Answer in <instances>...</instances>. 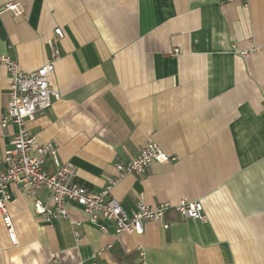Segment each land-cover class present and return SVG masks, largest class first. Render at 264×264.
<instances>
[{"label": "crops", "instance_id": "1", "mask_svg": "<svg viewBox=\"0 0 264 264\" xmlns=\"http://www.w3.org/2000/svg\"><path fill=\"white\" fill-rule=\"evenodd\" d=\"M8 2L24 4L25 16L15 19ZM55 27L64 38L49 81L61 97L28 121L34 147L54 142L74 181L100 192L119 174L116 159L156 141L175 159L125 175L112 195L126 210L141 197L152 206L200 200L206 219L171 208L168 228L148 221L141 235L116 234L71 203L69 219L48 223L11 183L19 243L0 212V264H137L138 244L147 264H264V0H0V56L39 68ZM233 46L258 50L245 58ZM7 92L0 64V122ZM17 130L0 126V159ZM45 167L57 170L52 157ZM39 197L49 202L46 191Z\"/></svg>", "mask_w": 264, "mask_h": 264}, {"label": "built area", "instance_id": "2", "mask_svg": "<svg viewBox=\"0 0 264 264\" xmlns=\"http://www.w3.org/2000/svg\"><path fill=\"white\" fill-rule=\"evenodd\" d=\"M5 9L13 13L15 19H22L26 14V7L20 2H8ZM64 38L61 27H55L53 36L47 40L50 56L44 64L32 71L22 70L18 61L10 55L0 56V64L7 71L8 92L6 109L2 113L1 128L6 129L11 124L18 126L12 141L13 147L6 151L0 159V212L9 232L11 242L19 243L13 227L11 215L8 212V202L11 200L10 185L17 183L19 188L34 199L33 209L45 222L52 223L59 218L69 219L71 203L79 206L86 219L97 225L101 231H107L106 222L113 224L116 234L127 232L133 235L144 233V225L148 221L162 222L165 228L169 224L164 216L171 208L175 209L183 218L205 220L203 204L200 200L182 199L176 204L163 202L152 206L145 203L142 197L136 206L126 210L111 193L115 184L127 174H145L153 162L162 164L175 159L166 153L156 141H148L140 149L139 154L127 161L116 159L114 166L119 174L108 179L107 185L100 192H93L74 181L75 167L70 163L60 164L57 159V147L54 142H46L34 147L35 137L28 127V121L43 114L54 101L60 99V93L53 88L49 76L55 72V64L60 58L58 42ZM235 52L248 57L251 52L258 50H238ZM178 53V49L173 50ZM48 157H52L57 165L54 172L45 167ZM46 191L49 202L39 197L40 192ZM74 236L81 241L84 235L79 227L82 221L73 220ZM111 247L109 244L106 248ZM106 248H101L103 251ZM139 262L147 264L146 252L142 244L137 245Z\"/></svg>", "mask_w": 264, "mask_h": 264}]
</instances>
